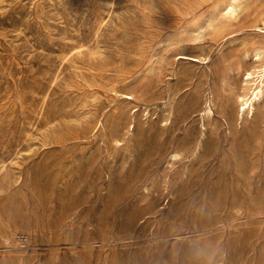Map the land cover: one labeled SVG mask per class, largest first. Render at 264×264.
<instances>
[{"label": "rangeland", "instance_id": "obj_1", "mask_svg": "<svg viewBox=\"0 0 264 264\" xmlns=\"http://www.w3.org/2000/svg\"><path fill=\"white\" fill-rule=\"evenodd\" d=\"M228 1L0 0V264H264V104L201 117L264 46Z\"/></svg>", "mask_w": 264, "mask_h": 264}, {"label": "bare ground", "instance_id": "obj_2", "mask_svg": "<svg viewBox=\"0 0 264 264\" xmlns=\"http://www.w3.org/2000/svg\"><path fill=\"white\" fill-rule=\"evenodd\" d=\"M247 5L248 3L246 0H229L223 7V15L229 19H237L243 14ZM259 21L261 25H264V17L260 18ZM211 24L212 20H210L208 25ZM255 26L258 25L256 24ZM179 53L182 54L184 58L188 57L194 61H206V58L208 57L207 54L203 53L201 55L193 56L181 52ZM249 55L254 62H257L256 65H243L239 60L241 57L237 56L236 61L230 66L226 68H223L222 66L214 71V86L208 89V95L205 97L204 106L201 109V117L203 121L204 118L212 117L214 114L213 97H216L219 100L221 115L230 119L237 117L242 120L244 113L249 114L252 117L255 114V107L264 104V46H252L249 52H244L243 56L246 57ZM231 71L241 77L238 86H230L227 82L226 75ZM128 96L129 98L133 97L129 94ZM229 100L233 102L230 110ZM145 109L146 114H148L149 108L145 107ZM202 126H204L203 123ZM179 156L178 152H171L169 154V157L172 160L179 158ZM164 188H167V186ZM4 240L8 241V237H4Z\"/></svg>", "mask_w": 264, "mask_h": 264}]
</instances>
